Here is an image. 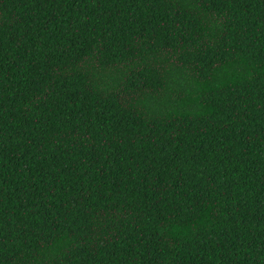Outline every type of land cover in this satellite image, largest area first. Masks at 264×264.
Instances as JSON below:
<instances>
[{
    "label": "trees",
    "instance_id": "trees-1",
    "mask_svg": "<svg viewBox=\"0 0 264 264\" xmlns=\"http://www.w3.org/2000/svg\"><path fill=\"white\" fill-rule=\"evenodd\" d=\"M0 264H264V0H0Z\"/></svg>",
    "mask_w": 264,
    "mask_h": 264
}]
</instances>
